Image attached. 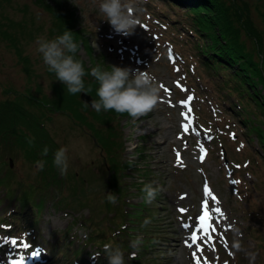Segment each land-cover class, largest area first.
<instances>
[{"label": "rangeland", "instance_id": "rangeland-1", "mask_svg": "<svg viewBox=\"0 0 264 264\" xmlns=\"http://www.w3.org/2000/svg\"><path fill=\"white\" fill-rule=\"evenodd\" d=\"M54 1L10 0L0 5L4 22L8 21L4 15L7 14L26 26V30L20 33L27 36L22 40L23 53L29 54L33 67L29 73L24 71L15 50L0 38V101L5 98V89H10L12 98H25L32 93L39 97L47 94V98L66 99L61 112L51 111L50 120H46L42 113L44 118L38 121L46 128L48 136L53 137L55 147L67 146L69 157L66 173L61 174L57 168V175H62L58 180L61 187L57 188L60 208L51 195V192L56 194L53 185L47 194L35 190V184L39 185L38 189L43 184L35 175L38 171L36 162L28 160L26 152L16 150L11 156H5L6 162L11 158L10 167L20 182L12 184V192L7 191L6 184L0 187V225L5 226L6 221L11 224L9 227L6 224L4 230L0 226V242L5 240V248H0V264H11L13 259L20 260L21 264H107V256L99 246L109 241L118 243L120 239L127 244L122 248L126 264H194L196 258L204 257L192 252L195 245L190 247L187 244L189 230L181 228V223L197 222L195 218L203 210V201H200L203 193L208 195L215 191L219 193L218 199L209 197L205 201L209 202L211 211L213 238L218 241L215 246L208 241L204 248L205 258L215 263L225 260L226 264H264V144L233 111L239 110V105L233 104L234 99L228 97L234 105L231 111L228 99L218 96L215 73L204 69L202 63L200 65L199 54L191 47L189 40L194 39V31L182 25L187 20L184 7L165 0H125L131 4L139 23L132 33L124 35L114 31L107 19L101 17L99 0H63L75 9L81 27L76 40L79 45L76 55L87 67L83 78L88 89L86 93L92 95V100L98 98V82L92 85L94 76L90 68L97 64L103 68H109L112 63L146 68L159 84V99L146 113L133 117L127 112H112L110 109L108 113L101 110L100 118L99 112L80 97L82 91L68 92L55 73L48 71L36 50L37 36L51 38L46 32L47 28L50 29L51 15L44 3ZM249 1L252 16L260 24V12L264 9L258 5L256 8L259 0ZM261 2L264 6V0ZM172 18L178 23L174 24ZM87 26L92 27L93 34ZM14 29L17 37V27ZM56 30H59L58 26ZM81 36H87L92 49L90 53L86 51ZM169 43L180 52L178 61L166 53L169 52ZM136 49L144 57L140 64L135 61L137 54L133 50ZM37 84L40 91L33 88ZM29 85L36 93L27 90ZM189 95L192 98L187 105L180 103ZM212 107H217V111ZM35 110L33 114L37 115ZM94 112L97 118L93 117ZM80 113L86 114L84 121L80 120ZM182 113H186V117ZM260 117L264 120V114ZM102 119L106 122H101ZM255 123L263 128L264 124L257 119ZM182 124L187 125L185 134ZM108 126L112 130L108 135L96 131L107 132L109 129L105 128ZM119 136L120 155L127 162L125 168L116 169L117 182L111 187L104 179L108 171L104 168L107 156L102 145L106 137L117 139ZM199 138L207 140V156L205 148L196 145ZM112 146L118 148L115 140ZM221 148H224V155ZM200 153L204 155L202 160L198 159ZM229 159L248 161L251 165L245 170L241 164L233 176L226 175L229 170L224 161ZM149 181L160 190L151 203H146L141 189L143 183ZM53 183L57 186L56 182ZM205 184L208 185L207 192ZM22 190L27 191V203L20 199ZM109 190L118 197L115 203L106 199ZM38 198L44 199L43 207L39 209L35 205ZM180 208L185 209L181 214L178 212ZM216 208L220 211L216 212ZM36 209L38 214L32 215ZM14 213L16 215H12ZM145 217H149L147 224L143 223ZM25 229L31 231L28 239L46 246L47 251L40 250L33 255L34 249L24 258L17 257L15 252L25 254L28 250L18 249L19 240L16 239V244L11 242L13 252L10 251L8 260L10 255L6 248L9 240L1 231L16 234ZM91 230L93 234L103 230L108 236L102 242L96 237L94 243L99 246L88 243ZM137 234L142 237V243L139 248H132L130 240ZM183 234L181 241L176 238ZM234 240L239 241V247L233 246ZM50 248L59 253L55 254ZM74 249L80 254L73 253ZM94 251L99 254L93 256ZM129 253L134 255L130 257ZM38 259L41 261L33 263ZM207 260L206 264H210Z\"/></svg>", "mask_w": 264, "mask_h": 264}, {"label": "trees", "instance_id": "trees-1", "mask_svg": "<svg viewBox=\"0 0 264 264\" xmlns=\"http://www.w3.org/2000/svg\"><path fill=\"white\" fill-rule=\"evenodd\" d=\"M4 1L10 2V0H1L0 5L4 4ZM38 1L42 2V0ZM165 1L184 7L187 20L182 25L186 29L192 28L195 34L194 39L189 40L191 47L199 53V58L205 69L215 73L217 88L224 92L225 99L231 97L238 102L239 110H236L237 113L247 124L248 130L253 131L259 141L264 144V131L262 130L264 125L261 128L259 124L255 123L257 119L260 124H264V120L260 117V114H264V12H260L261 23L257 24L252 16L249 0ZM261 1L256 2L257 9L258 6L264 9ZM44 5L51 15L50 29H46V32L48 31L47 35L53 37L68 28L73 31L74 39L78 40L81 27L78 25L75 9L64 3L63 0H55L52 4L44 3ZM4 15L8 19L7 22L2 20L4 18L3 11L0 10V38L5 45L15 50L17 59L24 65V71L33 70L29 54L23 53L22 40L27 36H21L20 33L26 30V26H23L21 20H14L7 14ZM176 23H178V20H174V24ZM14 26L17 27V37H15ZM57 26L59 30H56ZM52 30L54 31L50 32ZM183 32L185 33V31ZM87 36H81L80 38H83L86 51L90 53L92 49ZM76 57L78 58L77 55ZM81 61L84 65V61L82 59ZM91 83L93 86L97 83L95 77ZM26 88L29 92L31 90L34 92L33 88H36V91L41 89L39 84L32 89L30 85ZM4 91L5 98L0 101V187L2 184H6L8 185V191L12 192L14 191L12 184L18 185L20 182L15 177L9 162H6V155L11 156L14 151L23 150L26 152L25 155L28 160L36 162L42 158L41 149L46 144L49 151L43 157L46 160L45 166L35 173L43 186L38 189L39 185L35 184V190L40 194H47L50 185H53L56 194L51 192V195L55 199V204L60 206L58 205L60 198L57 196V188L61 187L58 180L62 175H57V167L52 163L53 152L58 146L55 147L53 137L48 136L46 128L39 121L43 116L47 118L46 120H50L51 111L61 112L67 100L61 97L47 98L45 97L47 94H41L42 96L39 97L32 93H29L25 98L24 96L22 98H12L9 96L10 89ZM42 98L43 101H41ZM44 101L49 104L43 103ZM34 108L37 109L35 110L37 115L33 114ZM111 110L102 111L108 113ZM122 113L127 114L126 112ZM92 115L95 118L98 117L96 112ZM98 115L101 118L100 112ZM79 116L82 121L87 117L85 113H80ZM102 121L106 122L104 119ZM89 124L91 123L89 122ZM33 126L34 128H32ZM108 127L105 128L109 129L107 132L96 131L102 135H108L112 132ZM30 134L34 137L32 143H29L27 139ZM114 140L118 146L117 149H113ZM102 148L107 156V160L105 159L107 164L104 168L108 171V176L104 178L105 183L107 186L111 185L112 187V184L117 182L116 169L119 167L123 169L127 162L120 155L122 149L120 136L117 139L106 137V142L102 145ZM53 182H56L57 186ZM20 199L24 203L28 202L27 191L22 190L20 192ZM44 199L41 201L38 198L35 205L41 207ZM99 236L104 237V232L101 231ZM87 238L93 240L94 236L89 233ZM118 243L121 244V242ZM75 253L78 254V251H75Z\"/></svg>", "mask_w": 264, "mask_h": 264}, {"label": "clouds", "instance_id": "clouds-1", "mask_svg": "<svg viewBox=\"0 0 264 264\" xmlns=\"http://www.w3.org/2000/svg\"><path fill=\"white\" fill-rule=\"evenodd\" d=\"M99 10L116 32L127 35L133 32L139 23L138 17L131 10V4L125 0H99ZM78 42L74 39L73 31L66 28L65 31L51 38L47 36L36 37V50L41 54L48 71L54 72L55 77L67 86L70 93L87 92L84 75L85 66L81 59L76 57ZM90 73L98 82L96 87L97 99L91 101V107L97 112L113 109L116 112H127L136 117L153 108L159 99V84L155 76L144 69L133 68L128 65L110 64L109 68H103L97 64L90 68ZM90 88V85H89ZM32 143L34 137H27ZM49 151L45 144L41 149V159L36 161V170L43 169L46 160L43 159ZM52 163L59 169L61 174L66 173L69 166L68 149L61 145L53 152ZM143 200L151 203L159 192V186L151 181L142 185ZM106 199L115 203L118 199L115 192H106ZM149 217H145L143 223L147 224ZM142 237L137 234L130 240L132 248H139ZM234 247H239V241H233ZM107 256V264H126L124 250L116 242L102 244ZM98 251L92 253L98 255ZM134 253H129L133 256Z\"/></svg>", "mask_w": 264, "mask_h": 264}, {"label": "snow or ice", "instance_id": "snow-or-ice-1", "mask_svg": "<svg viewBox=\"0 0 264 264\" xmlns=\"http://www.w3.org/2000/svg\"><path fill=\"white\" fill-rule=\"evenodd\" d=\"M191 98H192L191 95H189V97L186 100H182L180 103L187 105L188 101L191 100ZM182 115L186 116V113H182ZM182 127L187 129V125L186 124H182ZM177 155H178V159H179V153ZM201 158H203V157H201ZM204 188H205V191L207 192L208 191V185L205 184ZM181 195L183 196L185 194L182 193ZM208 204H209L208 201H203L202 202L203 210L195 218L197 222L195 224L194 229L191 231V236H192L193 241H195L197 239V235H198L197 230H202L203 234L208 235V239H212V237H211V235L209 233H210V229H213V225L211 223V211H210V209L208 207ZM179 210L181 212L185 211V209H183V208H180ZM215 211L219 212L220 209L216 208ZM185 227H187V225H185ZM12 243L13 244L17 243L16 238L12 239ZM186 243H187V241H186ZM25 247H27V244H25ZM35 254L36 253L34 252L33 255H35ZM11 264H21V262H20V260L13 259L11 261Z\"/></svg>", "mask_w": 264, "mask_h": 264}, {"label": "water", "instance_id": "water-1", "mask_svg": "<svg viewBox=\"0 0 264 264\" xmlns=\"http://www.w3.org/2000/svg\"><path fill=\"white\" fill-rule=\"evenodd\" d=\"M80 97H81L84 101H86V102H88L89 104H91L92 98H91L90 94H88V93L82 91V92L80 93ZM9 165H10V166L12 165V160H11V158H9Z\"/></svg>", "mask_w": 264, "mask_h": 264}, {"label": "bare ground", "instance_id": "bare-ground-1", "mask_svg": "<svg viewBox=\"0 0 264 264\" xmlns=\"http://www.w3.org/2000/svg\"><path fill=\"white\" fill-rule=\"evenodd\" d=\"M171 21H174L173 20V18H172V20ZM88 27V29L91 31V33L93 34V29H92V27L91 26H87ZM115 31V30H114ZM36 212H37V209H36ZM38 212H39V210H38ZM180 264H184V262H180Z\"/></svg>", "mask_w": 264, "mask_h": 264}]
</instances>
